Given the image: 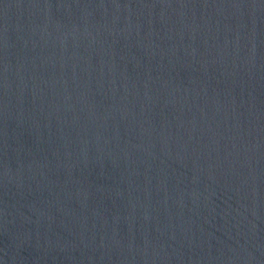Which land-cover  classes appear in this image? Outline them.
Masks as SVG:
<instances>
[{"label":"water","instance_id":"1","mask_svg":"<svg viewBox=\"0 0 264 264\" xmlns=\"http://www.w3.org/2000/svg\"><path fill=\"white\" fill-rule=\"evenodd\" d=\"M0 264H264V0H0Z\"/></svg>","mask_w":264,"mask_h":264}]
</instances>
